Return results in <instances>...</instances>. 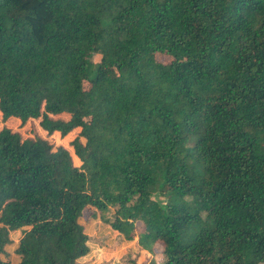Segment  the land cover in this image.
<instances>
[{
    "label": "trees",
    "instance_id": "trees-1",
    "mask_svg": "<svg viewBox=\"0 0 264 264\" xmlns=\"http://www.w3.org/2000/svg\"><path fill=\"white\" fill-rule=\"evenodd\" d=\"M0 112V264H264V0H0Z\"/></svg>",
    "mask_w": 264,
    "mask_h": 264
},
{
    "label": "rangeland",
    "instance_id": "rangeland-1",
    "mask_svg": "<svg viewBox=\"0 0 264 264\" xmlns=\"http://www.w3.org/2000/svg\"><path fill=\"white\" fill-rule=\"evenodd\" d=\"M157 58L162 62H168L169 57L158 53ZM99 55L95 54L93 60L97 61ZM1 114V112H0ZM2 116V115H1ZM57 118H68V115H59ZM8 128L13 131L19 132L23 138L40 136L41 138L46 139L53 146H63L69 150L73 163L76 166L80 165L79 159L75 156L73 147L70 144L76 136H78L79 128H75L70 131L68 134L62 136L58 133H44L40 126L38 125L37 120L27 121L25 125L20 124L19 122H8ZM2 123L0 120V129L2 128ZM84 141V139H81ZM113 209L110 208L106 212V216L111 217ZM89 216L88 212L84 213V216L80 219L82 224H85ZM99 220V219H98ZM97 220V221H98ZM96 221V220H95ZM93 221V228L91 224V229L88 233L90 235L89 244L92 246V257L89 260H86L87 264H160L163 261V255L160 252V246H154V252H149L138 245L136 238L132 241H125L118 232L108 235V233H103L102 235L97 234L96 225L97 221ZM140 225H136V230L138 231ZM15 239L16 234L11 235ZM9 250L12 249L10 245L7 247ZM95 260V261H94ZM81 264V263H80ZM86 264V263H84Z\"/></svg>",
    "mask_w": 264,
    "mask_h": 264
},
{
    "label": "crops",
    "instance_id": "crops-1",
    "mask_svg": "<svg viewBox=\"0 0 264 264\" xmlns=\"http://www.w3.org/2000/svg\"><path fill=\"white\" fill-rule=\"evenodd\" d=\"M59 115H68L67 113H60V114H58V115H52V117H54V118H57V116H59ZM68 117H69V115H68ZM64 119V118H63ZM67 119V118H66ZM0 120H1V114H0ZM30 120H37L38 121V125H39V119H35V118H30V119H28L27 121H30ZM12 121H14V122H19L20 124H22V125H25L26 124V122L25 123H21V121H20V119L19 118H17V117H14V116H10L9 118H7L6 120H4V121H2L1 120V123H2V125L3 126H5V127H7L8 126V122H12ZM2 126V127H3ZM41 128V127H40ZM41 130L44 132V133H46V134H48V132L46 131V130H44V129H42L41 128ZM52 133H58V134H60L58 131H53ZM97 221V220H96ZM95 221V222H96ZM97 223H98V225H96V228L98 229H101L100 228V223H101V221L100 220H98L97 221ZM97 229H95L96 231H97ZM103 230L105 231V233H108V235H112V233H114L115 232V230H113V229H111L108 225H104V228H103ZM117 232V231H116ZM137 240V239H136ZM128 242V241H127ZM89 245V247H90V251L88 252V254H86L85 256H83V257H81L80 259H79V263H81V264H84V263H86L87 264V262H86V260H89L91 257H92V246L90 245V244H88ZM95 261V260H94ZM93 264V263H92Z\"/></svg>",
    "mask_w": 264,
    "mask_h": 264
}]
</instances>
